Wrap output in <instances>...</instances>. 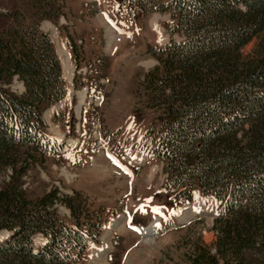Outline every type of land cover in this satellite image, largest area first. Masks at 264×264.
<instances>
[{
	"label": "trees",
	"instance_id": "1",
	"mask_svg": "<svg viewBox=\"0 0 264 264\" xmlns=\"http://www.w3.org/2000/svg\"><path fill=\"white\" fill-rule=\"evenodd\" d=\"M118 5L131 16L169 12L174 32L184 35L154 48L158 63L139 83L146 106L160 113L146 139L164 163L176 206L197 194L214 196L220 206L214 248L198 241L191 263L264 264V0ZM65 7L66 0H21L0 9V173L11 169L0 187V230L12 232L0 235V264H78L106 221V209L87 205L78 191L53 186L32 196L25 187L31 168L64 160L70 150L47 132L43 116L68 96V85L41 20L58 23ZM255 37L254 52L245 54ZM76 44L79 67L84 53ZM14 78L25 86L21 93L8 87Z\"/></svg>",
	"mask_w": 264,
	"mask_h": 264
},
{
	"label": "rangeland",
	"instance_id": "2",
	"mask_svg": "<svg viewBox=\"0 0 264 264\" xmlns=\"http://www.w3.org/2000/svg\"><path fill=\"white\" fill-rule=\"evenodd\" d=\"M20 1L1 0L0 9H13ZM117 2L66 0V16L58 23L41 20V28L55 42L65 75L72 73L66 77L68 98L48 106L43 116L47 131L64 139L71 152L64 160H47L31 168L24 176L25 187L32 196L53 186L70 195L78 191L87 205L106 209L110 222L78 264H96L95 253L101 249L106 251L97 259L103 264H192L198 241L214 248L219 206L215 198L197 195L183 208L174 207L163 163L148 151L145 141L148 127L160 113L146 106L139 83L158 63L154 48L184 35L174 32L168 12L131 16ZM257 40L244 47L245 54L254 52ZM70 41L84 53L78 68ZM8 87L18 93L25 90L17 78ZM10 173V168L0 173V187ZM162 205L169 208L161 216L160 230L151 236L140 233L135 223L152 222L156 207ZM57 208L70 216L63 204ZM176 210L182 211L177 218ZM34 240L42 242L43 236Z\"/></svg>",
	"mask_w": 264,
	"mask_h": 264
},
{
	"label": "bare ground",
	"instance_id": "3",
	"mask_svg": "<svg viewBox=\"0 0 264 264\" xmlns=\"http://www.w3.org/2000/svg\"><path fill=\"white\" fill-rule=\"evenodd\" d=\"M68 59V58H67ZM66 61V60H65ZM70 74H72L71 73V70H69V72H68V75L66 76V77H68L69 76V78L71 77V75ZM84 96H85V91L82 93V99L84 98ZM162 211V210H161ZM161 213V212H160ZM154 218V219H153ZM151 220H152V222L150 223V225H149V223H148V226L147 225H143V226H139V232L141 231L142 233H144L145 235H148V236H151L153 233H155L157 230H159V227H160V221H159V216L158 215H156V216H154ZM110 222V221H109ZM108 222V223H109ZM108 223H107V225H108ZM145 226V227H144ZM140 227H142L141 228V230H140ZM2 232H5L6 234H7V232L6 231H2ZM2 232H0V234H2ZM140 232V233H141ZM3 235V234H2ZM1 238V237H0ZM147 238V237H146ZM149 240H151L152 239V237H150V238H148ZM105 251L106 250H99L98 252H96L95 254H97V256L95 257V259H96V264H103L102 262H101V260H98L97 259V257L99 256V255H101V257H102V252H104L105 253ZM99 252H101V254H99ZM104 258V257H103ZM103 258H102V260H103Z\"/></svg>",
	"mask_w": 264,
	"mask_h": 264
},
{
	"label": "snow or ice",
	"instance_id": "4",
	"mask_svg": "<svg viewBox=\"0 0 264 264\" xmlns=\"http://www.w3.org/2000/svg\"><path fill=\"white\" fill-rule=\"evenodd\" d=\"M155 211H158V209H156Z\"/></svg>",
	"mask_w": 264,
	"mask_h": 264
}]
</instances>
